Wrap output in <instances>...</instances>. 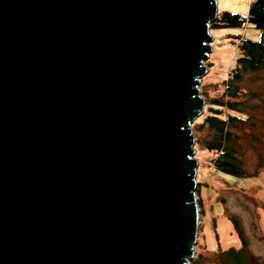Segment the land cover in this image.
Returning <instances> with one entry per match:
<instances>
[{
	"label": "water",
	"instance_id": "1",
	"mask_svg": "<svg viewBox=\"0 0 264 264\" xmlns=\"http://www.w3.org/2000/svg\"><path fill=\"white\" fill-rule=\"evenodd\" d=\"M218 16L217 0H0V264H191Z\"/></svg>",
	"mask_w": 264,
	"mask_h": 264
},
{
	"label": "rangeland",
	"instance_id": "2",
	"mask_svg": "<svg viewBox=\"0 0 264 264\" xmlns=\"http://www.w3.org/2000/svg\"><path fill=\"white\" fill-rule=\"evenodd\" d=\"M217 1L219 14L230 12L248 16L251 0ZM212 35L213 51L206 61L208 72L201 82L202 96L208 100L224 96L227 90L230 72L238 57L237 41L233 36L259 42L261 31L251 24H244L242 28L213 30ZM246 84V91L256 93L254 102L262 106L255 114L256 125L250 124L240 140L239 155L250 176L237 177L216 170L213 160L217 155L204 147L208 133H198L195 123L193 125L195 157L199 162L200 225L191 264H218L221 252L242 247L231 218L238 221L249 251L264 264V72L251 75Z\"/></svg>",
	"mask_w": 264,
	"mask_h": 264
},
{
	"label": "trees",
	"instance_id": "3",
	"mask_svg": "<svg viewBox=\"0 0 264 264\" xmlns=\"http://www.w3.org/2000/svg\"><path fill=\"white\" fill-rule=\"evenodd\" d=\"M244 24H251L261 31L260 41L254 42L245 38L237 46L238 57L234 69L230 72L225 95L205 99V113L195 122V130L198 133H208L204 147L217 155L213 160L216 170L237 177L251 175L239 155L240 140L250 124L256 125L255 114L262 108L254 102L256 93L249 94L246 91V81L251 75L264 72V0H252L247 17L224 12L219 14L218 19L211 25L212 33L213 30L222 28H242ZM241 37L233 36L235 40ZM231 221L241 239L242 247L221 252L218 255V264H263L249 251L238 221L233 218Z\"/></svg>",
	"mask_w": 264,
	"mask_h": 264
},
{
	"label": "built area",
	"instance_id": "4",
	"mask_svg": "<svg viewBox=\"0 0 264 264\" xmlns=\"http://www.w3.org/2000/svg\"><path fill=\"white\" fill-rule=\"evenodd\" d=\"M245 38L244 37H241L240 39L236 40V46H238ZM227 88V86H226Z\"/></svg>",
	"mask_w": 264,
	"mask_h": 264
},
{
	"label": "crops",
	"instance_id": "5",
	"mask_svg": "<svg viewBox=\"0 0 264 264\" xmlns=\"http://www.w3.org/2000/svg\"><path fill=\"white\" fill-rule=\"evenodd\" d=\"M251 1H252V0H251ZM251 1H250V2H251ZM217 30H218V29H217ZM215 31H216V30H215Z\"/></svg>",
	"mask_w": 264,
	"mask_h": 264
}]
</instances>
